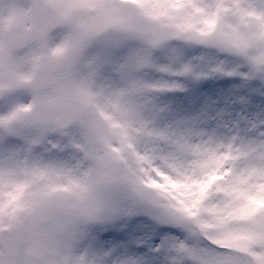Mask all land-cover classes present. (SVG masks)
Masks as SVG:
<instances>
[{
  "label": "snow or ice",
  "instance_id": "6c2138e0",
  "mask_svg": "<svg viewBox=\"0 0 264 264\" xmlns=\"http://www.w3.org/2000/svg\"><path fill=\"white\" fill-rule=\"evenodd\" d=\"M0 264H264V0H0Z\"/></svg>",
  "mask_w": 264,
  "mask_h": 264
}]
</instances>
